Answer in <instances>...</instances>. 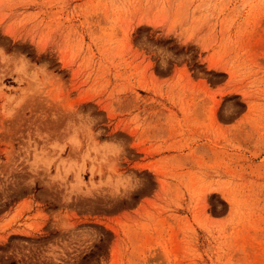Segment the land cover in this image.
Masks as SVG:
<instances>
[{
    "label": "rangeland",
    "instance_id": "rangeland-1",
    "mask_svg": "<svg viewBox=\"0 0 264 264\" xmlns=\"http://www.w3.org/2000/svg\"><path fill=\"white\" fill-rule=\"evenodd\" d=\"M0 264H264V0H0Z\"/></svg>",
    "mask_w": 264,
    "mask_h": 264
}]
</instances>
